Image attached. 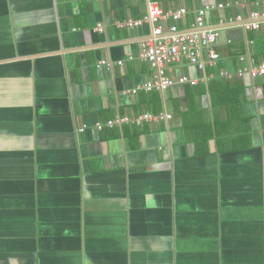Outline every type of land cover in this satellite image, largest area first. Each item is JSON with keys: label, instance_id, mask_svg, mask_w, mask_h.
<instances>
[{"label": "crops", "instance_id": "1", "mask_svg": "<svg viewBox=\"0 0 264 264\" xmlns=\"http://www.w3.org/2000/svg\"><path fill=\"white\" fill-rule=\"evenodd\" d=\"M150 1L187 9L183 33L227 6L207 19L217 66L171 68L197 87L132 94L155 76L153 27L118 25ZM255 12L264 0H0V264H264V78L238 76L241 57L264 63Z\"/></svg>", "mask_w": 264, "mask_h": 264}, {"label": "built area", "instance_id": "2", "mask_svg": "<svg viewBox=\"0 0 264 264\" xmlns=\"http://www.w3.org/2000/svg\"><path fill=\"white\" fill-rule=\"evenodd\" d=\"M226 5L207 6L197 12L193 31L183 33L180 24L188 15L185 8L177 11L165 12L160 4L150 1L148 13L144 20L129 21L125 25L119 24L118 28H139L146 22L153 27L152 37L143 44L141 59L148 63L155 73L154 79L147 84L135 89L132 94L137 95L141 91L145 92H168L177 87H197L198 80L188 76L179 78L171 75V68L178 65L183 59L187 60L200 72H205L208 67H215L221 60L217 51V45L221 37V30L208 27V15L216 10L226 9ZM243 22L242 18L235 21ZM264 27V12H255L251 15V22L243 26L246 32H259ZM103 32V29H99ZM243 67L238 71V76L243 78L250 75L252 79L264 78V63L256 64L247 61L245 56L241 57ZM106 65V62L103 63ZM119 65H123L120 63ZM172 116L165 113L145 114L136 122L141 125L144 122L157 123L159 121H169ZM129 118H124L118 123H129ZM117 123V124H118ZM115 122L106 124L107 128H114ZM101 130L104 127L98 126Z\"/></svg>", "mask_w": 264, "mask_h": 264}, {"label": "trees", "instance_id": "3", "mask_svg": "<svg viewBox=\"0 0 264 264\" xmlns=\"http://www.w3.org/2000/svg\"><path fill=\"white\" fill-rule=\"evenodd\" d=\"M262 42V41H261ZM244 50V48H242V51Z\"/></svg>", "mask_w": 264, "mask_h": 264}]
</instances>
